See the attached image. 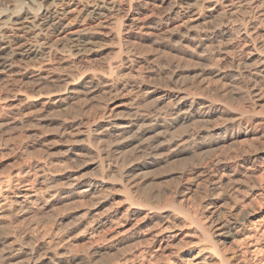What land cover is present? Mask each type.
Returning a JSON list of instances; mask_svg holds the SVG:
<instances>
[{"label":"bare ground","instance_id":"6f19581e","mask_svg":"<svg viewBox=\"0 0 264 264\" xmlns=\"http://www.w3.org/2000/svg\"><path fill=\"white\" fill-rule=\"evenodd\" d=\"M33 1L37 0H25L16 7L15 11H24L21 17L10 15L3 20V29L11 22L13 25L1 34L0 74L14 68L17 56L39 57L43 65L23 68V79L31 81L34 88L48 82H57L62 88L41 93L39 110L33 109L37 103L30 97L21 105L9 106L4 117L0 116V125L57 121L62 158L81 161L82 167L100 173L80 178L65 171L63 163L64 174L54 176L66 178L70 188H86L85 194H95L110 184L120 185L126 189L125 203L105 212L95 209L85 221L82 219L91 238L107 235L116 241L91 244L80 252L62 244L63 238L53 229L14 226L35 216L36 204L47 205L46 197L52 190L43 186L47 182L45 163H37L38 173L33 179L27 169L11 172L0 180V233L4 231L5 236H14L17 241L3 239L0 264H264V216L256 220L250 211L239 210L224 218L219 209H209V200L198 216L207 214L192 217L196 230L202 232L198 236L201 244L190 243L187 248L183 243L184 237L195 234L185 230L191 228L186 226L191 217L185 210L199 198L200 191L207 196L211 192L209 198H221L224 187L234 182L231 190L236 192L238 186L257 179L260 173L261 181L252 186L263 189L264 120L235 112L223 123L208 126L205 136H198L199 129L189 131L192 120L207 125L216 111L223 113L221 117L226 114L228 106L213 107V102L208 105L191 96L184 62L192 53H204L212 62L210 73L237 72L249 97L262 101L264 0H95V5L90 0H38V9L44 7L41 13L30 5ZM57 1L68 6L62 11L49 7ZM74 11L81 18L76 25L65 21ZM92 27L107 29L112 41L98 53L97 69H73L75 59L66 51L75 50L74 55L91 51L98 38L90 32ZM149 135L153 138L147 140ZM240 140L247 143L233 155L220 154L210 161L206 158L213 154V145L218 148ZM208 144L210 148L203 155L201 150ZM149 173L179 176L180 187L170 208L161 204L163 192L145 190L151 184L147 182ZM141 179L143 182H138ZM139 192L147 194L139 198ZM135 216L142 220L130 228ZM176 220L182 225L174 224ZM28 233L41 237L40 244L21 243L18 237ZM46 235L49 239L42 238ZM228 239L234 240L226 247ZM116 246L122 249L118 258L101 259L104 251Z\"/></svg>","mask_w":264,"mask_h":264},{"label":"rangeland","instance_id":"374dc122","mask_svg":"<svg viewBox=\"0 0 264 264\" xmlns=\"http://www.w3.org/2000/svg\"><path fill=\"white\" fill-rule=\"evenodd\" d=\"M25 0H0V11L4 10V12L0 13V44L2 43V36L1 34L9 31L12 29V22L6 27L2 28L3 20H7L10 15L12 18L16 19L17 17H21L24 11H15L16 7H21V2ZM38 1V0H37ZM37 1L30 2V5L35 6V12L41 13L44 11V7L38 9ZM83 3H87L88 0H82ZM102 2L101 0H97ZM35 2V3H34ZM52 3L49 7L58 10H64L66 6H68L65 2ZM89 3L91 5H95V0H90ZM36 4V5H35ZM44 5H48V2L43 1ZM17 7V9H18ZM19 7V8H20ZM158 6L151 5L150 8H157ZM76 11V10H75ZM73 12L75 14L76 12ZM11 12V13H10ZM13 13V14H12ZM70 14L65 17V21L67 23H72L76 25L78 21L81 19L80 17H76V14ZM13 15H15L13 17ZM30 21V20H29ZM89 19L85 20V23L89 25ZM90 32L97 35L98 38L95 39L94 44L91 46V51L87 53L80 52L81 55H74L76 51H66L73 55L75 59V65L73 69H78L81 71L84 70H91L98 68V62L101 49L107 47L108 44L111 43L112 38L107 35V29L100 28V27H92ZM145 44H149L150 41H145ZM61 47V46H60ZM88 46L87 48H89ZM197 51V50H196ZM199 52V50H198ZM83 53V54H82ZM193 54V55H192ZM188 56L187 61L185 60L184 64L186 68V74L188 77V87L191 89V96L195 97L196 100H204L207 101L206 103H212L213 107H227L226 114L221 115L223 113L217 112L214 113V118L212 116V122L207 125H204L202 121L192 120L189 123V131L192 129L195 131H199L200 133L198 136H205L206 130L208 126L212 127V124H217L221 121L224 122L226 117H231L235 112H242L246 117H251L252 115L255 116L256 119L263 121L264 120V99L262 101H257L255 98H250L247 92L246 87L244 86L242 79L239 78V75H236L230 70L223 72L224 74H213L209 72V69L212 67L211 59L204 56V53H192ZM200 54V55H199ZM209 59V60H208ZM189 60V61H188ZM168 61L166 64H168ZM189 62V63H188ZM211 63V65L209 64ZM43 65L42 59L37 57L33 59H26L20 56H17L14 68H6L3 71V74H0V116L4 117L5 109L9 108V106L13 105H21L24 103L26 97L35 98L36 99V106L33 109L39 110L42 107V101L40 98V94L45 91H55L56 89L62 88L61 85L57 82H48L44 84L42 87L34 88V84L31 81H25L23 76L21 75L20 71H23V68L26 67H40ZM228 67H231L230 64H227ZM1 68V66H0ZM223 71V69H222ZM226 73V74H225ZM228 73V74H227ZM234 74V75H233ZM225 75V76H224ZM224 76V77H223ZM236 76V78H235ZM226 77V78H225ZM232 77V78H231ZM237 77L239 79H237ZM242 83H241V82ZM209 87V88H208ZM195 90V91H194ZM19 94L17 97L15 95ZM209 100V101H208ZM212 100V101H210ZM209 105V104H208ZM230 108L233 110H230ZM232 111V112H231ZM231 112V113H230ZM231 115V116H230ZM211 119V118H210ZM223 119V121H222ZM218 120V121H217ZM200 124H198V123ZM220 124V123H219ZM197 125V126H196ZM204 125V126H203ZM195 126V127H193ZM202 126V128L200 127ZM193 127V128H192ZM200 127V128H199ZM60 125L57 121L53 123H42L39 124L36 121L28 120L25 121L23 124L20 125H13V124H5L0 125V180L7 177L11 172H15L16 170L20 169H27L30 171L29 178L33 179L35 175L38 173L37 163H45L47 169V182L43 183V186L47 190L50 189L49 197H46L48 200V204L42 206L41 204H36V215L26 219L24 221H17L14 224L16 227H20L22 225H29L32 228L37 227V230H46L53 229L54 234L60 235L63 239L61 240L62 244H66L71 248L77 251H83L89 247L94 245H104L110 244L116 241L115 238L107 237V235H101L99 238H91L87 233V222H84L87 217L91 216L95 209L99 210L100 212H105L112 206H123L124 195L126 189L117 184H110L107 186L102 187L98 190L95 194L84 193L86 188L76 189L68 187V182L66 178H61V176H54L56 174H64L66 170L70 172H74L75 176H79L80 178H88L97 176L100 172L94 170L92 168L82 167L80 164L81 161H66V159L62 158L63 156V146H62V139L58 135ZM205 128V129H204ZM207 128V129H206ZM199 129V130H198ZM203 129V130H202ZM202 130V131H201ZM202 132H206L202 135ZM153 135H149L146 137L147 140H150ZM202 139V138H201ZM203 140V139H202ZM204 141H208L204 139ZM246 141H239L236 143H231V141L223 143L218 148L213 145L212 150L216 149V151H212L215 155H207L206 158H209V161L215 156H231L234 154L235 149H237L240 145H245ZM50 145H53L52 148L49 149ZM210 144L203 147L201 150L202 154L205 155L207 150L210 148ZM220 148V149H219ZM207 149V150H206ZM204 150V152H203ZM220 150V151H219ZM167 151V150H166ZM165 149L163 152H166ZM132 152L127 153L128 156L131 155ZM168 153V152H167ZM165 153V154H167ZM202 158L204 157L203 155ZM221 154V155H220ZM230 154V155H229ZM126 155V154H125ZM202 158L198 157L197 159L201 160ZM211 158V159H210ZM65 161V162H64ZM208 161V159H205ZM67 166L65 171L62 169V165ZM73 164V165H72ZM63 172H62V171ZM60 171V172H59ZM157 175V177H155ZM262 173L259 174L257 179H250V182L245 184H241L238 191L233 192L231 190L232 186H234V182L231 183L229 186L224 187L225 192L222 191L221 198L216 197H208L211 196L212 193H203L204 191H200L198 193L199 198L196 201H192L190 206L186 208L187 214L191 217L188 222H186V226L188 227L185 230H191L195 232L193 236H187L183 238V243L185 247H190L191 244L198 243L200 245L199 239L200 234L202 233L199 230H196V224L192 220V217H197L200 213H202L204 209V205L206 201L209 200L210 202V210L212 209H219L218 213L222 217H229L231 213L238 212L239 210L250 211L252 214V218L256 220H261L264 216V181H263V189L256 190L253 188L252 185L254 183H259L261 181ZM63 176V175H62ZM163 176L161 174L149 173L148 174V183H151L149 187L145 190L155 192L157 194L159 191L162 193L163 201L161 204L163 206H167L166 208H170L174 202L175 196L178 194V188L180 187L181 180L178 175L167 176V177H160ZM178 176V177H177ZM154 178H159L157 182L153 180ZM138 182H143V179L139 180ZM253 183V184H252ZM249 184V185H248ZM48 185V186H47ZM114 186V187H113ZM119 186V187H118ZM250 186V187H249ZM249 187V188H248ZM115 188V189H114ZM82 193H81V192ZM142 192V191H141ZM138 193V197L142 195V197L146 196L147 192ZM233 192V193H230ZM52 193V194H51ZM176 193V194H175ZM224 193V194H223ZM144 194V195H143ZM227 194V195H226ZM207 196V197H206ZM227 196V198H226ZM230 196V197H229ZM141 197V198H142ZM143 197V198H144ZM225 197V198H224ZM219 199V200H218ZM155 200V198L153 199ZM166 200V201H165ZM206 200V201H205ZM169 202V203H168ZM172 203V204H171ZM175 203V202H174ZM216 206H213V204ZM222 204V205H221ZM213 206V207H212ZM207 214L206 212H204ZM203 213V214H204ZM89 214V215H88ZM204 214V215H205ZM202 216V218L204 217ZM142 216V215H141ZM141 216L132 217L130 228H133L136 223L142 220ZM198 216V217H201ZM63 217V218H62ZM59 219V220H57ZM82 219L84 220L82 223ZM63 220V221H62ZM86 223V224H85ZM174 223V222H172ZM261 223L264 224L262 221ZM81 224V225H80ZM174 224L182 223L178 220ZM56 229H55V228ZM129 227V226H128ZM57 231V232H56ZM85 232V233H84ZM59 233V234H58ZM8 235L6 232L2 231L0 233V246L3 247L5 237H8L10 241H17L14 236H5ZM48 235V234H47ZM46 236L42 238L49 239ZM49 236V235H48ZM55 236V235H53ZM52 236V237H53ZM240 236L236 237L238 240ZM19 241L23 244L30 245V246H37L41 242V237H36L30 233L22 234L18 237ZM235 239V238H234ZM233 239V240H234ZM236 239V240H237ZM43 240V239H42ZM232 239L226 240V247L230 246L233 242ZM187 243L189 245H187ZM191 243V244H190ZM94 244V245H93ZM120 246H116L110 251H104L101 255V259L104 261H111L114 258H118L121 255L122 249ZM78 264H87L86 261H81Z\"/></svg>","mask_w":264,"mask_h":264}]
</instances>
